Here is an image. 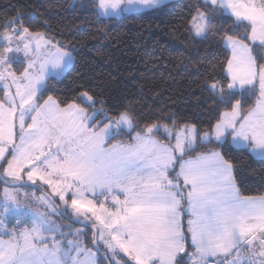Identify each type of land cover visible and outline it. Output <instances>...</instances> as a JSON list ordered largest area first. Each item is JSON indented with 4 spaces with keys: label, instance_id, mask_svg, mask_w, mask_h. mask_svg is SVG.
Masks as SVG:
<instances>
[{
    "label": "snow or ice",
    "instance_id": "6c2138e0",
    "mask_svg": "<svg viewBox=\"0 0 264 264\" xmlns=\"http://www.w3.org/2000/svg\"><path fill=\"white\" fill-rule=\"evenodd\" d=\"M165 3L93 0L98 18ZM203 5L189 17L195 38L208 37L217 12L234 17L235 25L223 37L230 51L228 91L219 80L205 81L230 110L207 130L170 114L142 121L123 108L110 115L89 90L79 93L80 102L47 95L48 79L72 66V50L31 28L28 15L6 21L0 29V183L11 187L3 189L4 211L20 215V190L37 184L50 190L36 199L51 211L23 213L28 219L21 228L0 238V264H98L100 247L88 248L79 229L72 240L63 236L49 218L57 214L90 221L99 245L127 254L128 264H212V257H222L217 264H264V195H241L234 165L217 151L231 145L264 160V64L253 55L254 47L264 49V0ZM16 53L27 58L19 74L12 68L23 62ZM237 93L256 96L255 105L245 112ZM121 133L129 140L111 143Z\"/></svg>",
    "mask_w": 264,
    "mask_h": 264
},
{
    "label": "trees",
    "instance_id": "16d2710c",
    "mask_svg": "<svg viewBox=\"0 0 264 264\" xmlns=\"http://www.w3.org/2000/svg\"><path fill=\"white\" fill-rule=\"evenodd\" d=\"M197 6L203 8V0H174L158 10L98 18L93 0H0V26L17 13L28 15L31 28L47 31L72 50L73 65L64 76L48 79L47 95L80 102L79 93L89 90L103 101L110 115L123 108L134 111L142 121L170 114L179 123L196 122L207 130L220 113L230 110L206 90L205 81L219 80L228 91L224 68L230 52L224 47L223 37L233 34L235 25L234 17L229 19L217 12L208 37L195 38L189 17ZM242 33L241 29L239 34ZM253 55L258 65L264 64V49L254 47ZM14 67L19 73L25 64L18 62ZM235 99L240 100L245 112L256 102L254 95L237 93ZM128 140V135L121 133L111 143ZM217 151L234 165L241 195H264V160L253 157L247 149L231 145ZM5 187L11 186L0 183V226L5 227L0 235L9 238L8 233L20 229L22 224L17 223L11 211L7 214L4 211ZM26 188L30 196L50 193L39 184ZM33 206L36 204L28 207ZM57 207L63 212L59 201ZM45 211L42 210L45 214L50 212ZM49 218L67 239H74L75 230L79 229V239L88 248L96 251L94 244H97L98 264L130 261L123 254H113L99 245L94 239L96 229L91 225L75 220L70 214ZM63 236L57 233L58 239Z\"/></svg>",
    "mask_w": 264,
    "mask_h": 264
},
{
    "label": "rangeland",
    "instance_id": "374dc122",
    "mask_svg": "<svg viewBox=\"0 0 264 264\" xmlns=\"http://www.w3.org/2000/svg\"><path fill=\"white\" fill-rule=\"evenodd\" d=\"M6 21H8V20H6ZM6 21H4V23L0 26V29H2L3 28V26H4V24L6 23ZM11 55V54H10ZM15 55H17V56H19L20 57V59L23 61V63L25 64V67L27 66V58L26 57H24L23 56V53H16ZM74 63V62H73ZM14 64L15 63H13V65H12V68H13V70H15L16 71V69H15V67H14ZM73 65V64H72ZM19 66V65H18ZM71 68V67H70ZM69 68V69H70ZM24 69V68H23ZM23 69H21L20 70V72L19 73H21L22 71H23ZM68 69V70H69ZM67 70V71H68ZM50 71H52L51 69H50ZM67 71H65L62 75H60V76H58V77H62V76H64L65 75V73L67 72ZM18 73V74H19ZM29 184H31V182H28ZM42 186V185H41ZM42 187H44V186H42ZM49 190V189H48ZM21 196H20V205L22 204V206L20 207V211H21V214L20 215H13V212H12V210L10 209L9 211H11L10 213H12V216H14V218H16V220L18 221H21V223L20 224H23V222L25 221V220H27L28 219V215H30L31 214V212L32 211H37V212H42V210L44 209V210H48V211H51L49 208H47L44 204H42L38 199H36V197H40V196H42L43 194H41V193H39V194H35L34 192V195L33 196H28V197H25L24 195H23V193H25V192H27L28 193V191H30L28 188H22L21 190ZM50 191V190H49ZM32 195V194H31ZM37 195V196H36ZM36 204V206H33V207H28V206H31V205H35ZM59 205L63 208V205L62 204H60V202H59ZM3 206H4V204H3ZM45 211V212H46ZM23 213H27L28 215H24ZM6 214H7V212H6ZM75 220H77V218L76 217H74V216H72ZM78 221V220H77ZM79 222H82V223H85V224H89V225H91V222L90 221H88V222H84V221H79ZM95 252V251H94ZM119 254H124V253H122V252H119ZM97 256L99 255V252H98V254H96ZM117 255V254H116ZM127 256V254H124V256ZM130 258V257H129Z\"/></svg>",
    "mask_w": 264,
    "mask_h": 264
},
{
    "label": "crops",
    "instance_id": "0c3cea01",
    "mask_svg": "<svg viewBox=\"0 0 264 264\" xmlns=\"http://www.w3.org/2000/svg\"><path fill=\"white\" fill-rule=\"evenodd\" d=\"M171 1H174V0H166V3H168V2H171ZM165 3V4H166ZM141 11H146V10H140V11H126V12H124V13H135V12H141ZM123 13V14H124ZM122 15V14H121ZM121 15H119V16H115L116 18H118V17H120ZM230 52V51H229ZM115 143H119V142H115ZM114 143V144H115ZM250 153H251V151L249 150V149H247ZM251 155L253 156V157H255V158H257V159H260L259 157H257V156H255V155H253L252 153H251ZM121 198H123L122 196H121ZM25 226H30V225H25ZM21 228V227H20ZM5 230V227L4 226H0V234H2L3 233V231ZM0 238H3V239H8V238H4V237H2L1 235H0ZM191 251V250H190ZM124 255V254H123ZM126 256V255H125ZM127 258H129L128 256H126ZM96 258H97V255H96ZM130 259V258H129ZM210 259H215V260H218V259H222V257H220V258H217V257H212V258H210ZM259 259V258H258Z\"/></svg>",
    "mask_w": 264,
    "mask_h": 264
},
{
    "label": "built area",
    "instance_id": "2783aa9c",
    "mask_svg": "<svg viewBox=\"0 0 264 264\" xmlns=\"http://www.w3.org/2000/svg\"><path fill=\"white\" fill-rule=\"evenodd\" d=\"M212 261V264H217V260L215 259H210Z\"/></svg>",
    "mask_w": 264,
    "mask_h": 264
}]
</instances>
